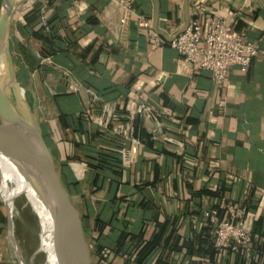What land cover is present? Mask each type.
<instances>
[{
  "label": "crops",
  "instance_id": "obj_1",
  "mask_svg": "<svg viewBox=\"0 0 264 264\" xmlns=\"http://www.w3.org/2000/svg\"><path fill=\"white\" fill-rule=\"evenodd\" d=\"M26 1V32L13 23L15 13L11 26L28 52L19 72L32 82L43 134L74 208L108 248L105 264H264V53L247 71L232 67L218 85L143 25L148 21L167 40L184 25L186 11L201 24L219 15L263 48L264 6ZM35 6L46 41L25 24ZM223 199L244 206L249 237L218 252L215 225L202 213L219 208L226 217Z\"/></svg>",
  "mask_w": 264,
  "mask_h": 264
},
{
  "label": "water",
  "instance_id": "obj_2",
  "mask_svg": "<svg viewBox=\"0 0 264 264\" xmlns=\"http://www.w3.org/2000/svg\"><path fill=\"white\" fill-rule=\"evenodd\" d=\"M24 1L0 0V156L22 169L40 190L52 219V256L55 264H83V232L77 211L44 137L32 82L17 73L11 52L16 51L10 43L13 16ZM258 1L264 6V0ZM188 23L189 14L186 11V21L176 36L185 30ZM31 52L36 55L35 51ZM18 108L23 110L24 116ZM6 208L13 252L18 263L24 264L13 236V202L11 209L7 205ZM39 251L45 253L44 264H47L48 254L40 248V228L39 246L31 259Z\"/></svg>",
  "mask_w": 264,
  "mask_h": 264
},
{
  "label": "built area",
  "instance_id": "obj_3",
  "mask_svg": "<svg viewBox=\"0 0 264 264\" xmlns=\"http://www.w3.org/2000/svg\"><path fill=\"white\" fill-rule=\"evenodd\" d=\"M124 2L128 7L131 4V0ZM143 25L157 43H164L175 49L195 69L209 71L218 85L228 76L232 67L247 71L252 59L259 53H264V47L260 48L249 39H244L242 33L233 30L219 15L207 17L203 24L196 16L192 17L182 33L167 40L154 31L148 21L143 20ZM222 206L226 217L220 216L219 208L204 209L202 213L204 218L215 225L214 248L218 252L247 243L249 237V231L245 227L244 206L224 199Z\"/></svg>",
  "mask_w": 264,
  "mask_h": 264
},
{
  "label": "rangeland",
  "instance_id": "obj_4",
  "mask_svg": "<svg viewBox=\"0 0 264 264\" xmlns=\"http://www.w3.org/2000/svg\"><path fill=\"white\" fill-rule=\"evenodd\" d=\"M30 3L29 1H24L17 7L15 11V18L13 20V23L16 24L19 22L21 24L23 22L22 18L24 11L26 9L25 7L28 6ZM24 31L26 32V29H24ZM11 33H12L11 36L12 38L10 39V43L11 45L13 44L14 48L15 47L17 48V51H11V52L14 57L16 71L20 75L17 63H21L22 59L28 58L27 55L28 52L25 50L26 42L24 37L19 34L17 27H15L14 25ZM36 105L40 119L41 114L38 107L37 96H36ZM18 110L24 116L23 110L21 108H18ZM77 214L83 232V264H105L103 257L105 254V248L106 249L108 248L107 246H104L102 244V237H100L99 233L95 229L90 228V226L86 227L84 223H82L79 213ZM206 221L211 222L208 219H206ZM12 223H13V236L17 241V245L21 251V255L23 254L22 256L24 258L25 263L44 264L46 255L42 251L37 252L36 254H34L33 258L30 259L39 246L40 227H39L37 214L35 213L34 209L28 203L26 197L22 193L21 194L18 193L13 199ZM112 261H109L108 264H112ZM0 264H19L13 252L11 237L8 231L7 208L1 193H0Z\"/></svg>",
  "mask_w": 264,
  "mask_h": 264
},
{
  "label": "bare ground",
  "instance_id": "obj_5",
  "mask_svg": "<svg viewBox=\"0 0 264 264\" xmlns=\"http://www.w3.org/2000/svg\"><path fill=\"white\" fill-rule=\"evenodd\" d=\"M0 181V193L9 209L12 208L13 199L18 193L24 194L28 203L34 209L40 225V248L48 254L47 264H55L52 256L54 246L52 219L40 190L22 169L1 156Z\"/></svg>",
  "mask_w": 264,
  "mask_h": 264
},
{
  "label": "trees",
  "instance_id": "obj_6",
  "mask_svg": "<svg viewBox=\"0 0 264 264\" xmlns=\"http://www.w3.org/2000/svg\"><path fill=\"white\" fill-rule=\"evenodd\" d=\"M40 15H41V10H40L39 6H37V7L35 6L29 13H27L24 16V20H25V24L26 25H30L31 28H33L32 31H31V34H32V36L34 38L46 41V40H48L47 36L44 35L43 32H42L43 29L45 28V26L38 22V19H39ZM19 26H20L19 29L22 31L24 25L19 24ZM57 170H58V166H57ZM59 172L60 171L58 170V173ZM61 180L65 184V181H64V179L62 177H61ZM119 239H122V237L120 236ZM149 246H150V244H146L144 246L143 250L147 251Z\"/></svg>",
  "mask_w": 264,
  "mask_h": 264
}]
</instances>
